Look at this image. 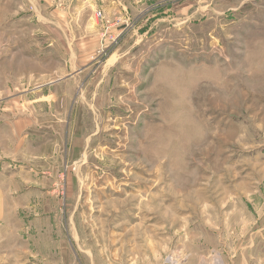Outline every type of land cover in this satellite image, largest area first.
<instances>
[{
    "label": "rangeland",
    "instance_id": "obj_1",
    "mask_svg": "<svg viewBox=\"0 0 264 264\" xmlns=\"http://www.w3.org/2000/svg\"><path fill=\"white\" fill-rule=\"evenodd\" d=\"M0 264H264V0H0Z\"/></svg>",
    "mask_w": 264,
    "mask_h": 264
}]
</instances>
